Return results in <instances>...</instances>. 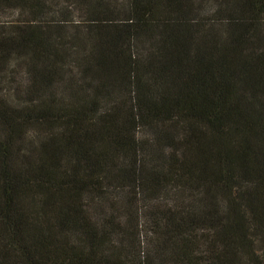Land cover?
Returning a JSON list of instances; mask_svg holds the SVG:
<instances>
[{
    "label": "trees",
    "instance_id": "trees-1",
    "mask_svg": "<svg viewBox=\"0 0 264 264\" xmlns=\"http://www.w3.org/2000/svg\"><path fill=\"white\" fill-rule=\"evenodd\" d=\"M7 11L0 264H264V0Z\"/></svg>",
    "mask_w": 264,
    "mask_h": 264
},
{
    "label": "rangeland",
    "instance_id": "rangeland-1",
    "mask_svg": "<svg viewBox=\"0 0 264 264\" xmlns=\"http://www.w3.org/2000/svg\"><path fill=\"white\" fill-rule=\"evenodd\" d=\"M79 15H80L79 13L75 12L74 13V19H79L78 18ZM16 17H17L16 13H13L12 11H7L1 16L0 20L1 21L14 20V19H16Z\"/></svg>",
    "mask_w": 264,
    "mask_h": 264
}]
</instances>
